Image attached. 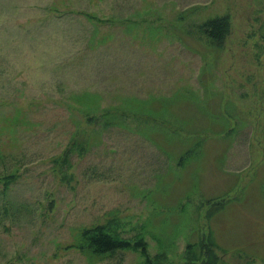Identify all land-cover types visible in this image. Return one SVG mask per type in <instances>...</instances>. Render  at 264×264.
Wrapping results in <instances>:
<instances>
[{
    "label": "rangeland",
    "instance_id": "374dc122",
    "mask_svg": "<svg viewBox=\"0 0 264 264\" xmlns=\"http://www.w3.org/2000/svg\"><path fill=\"white\" fill-rule=\"evenodd\" d=\"M0 264H264V0H0Z\"/></svg>",
    "mask_w": 264,
    "mask_h": 264
},
{
    "label": "trees",
    "instance_id": "16d2710c",
    "mask_svg": "<svg viewBox=\"0 0 264 264\" xmlns=\"http://www.w3.org/2000/svg\"><path fill=\"white\" fill-rule=\"evenodd\" d=\"M204 27H206V31L208 32L211 40L216 43L223 42L228 33L229 24L226 18H221L208 22ZM91 121L92 123L96 122L98 125L101 124L99 118L96 120L92 118ZM71 151L72 149H70V151L66 154L68 155ZM189 154H191V152H188L186 156ZM64 162L67 163L65 160ZM14 179L15 175L3 178L5 186L8 187ZM111 227L99 225L91 229H86L82 234L83 247L96 255L102 256L116 253L117 251H140L144 257H149L147 252V243L143 240L131 241L126 239L117 232L113 231Z\"/></svg>",
    "mask_w": 264,
    "mask_h": 264
}]
</instances>
